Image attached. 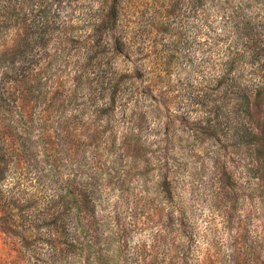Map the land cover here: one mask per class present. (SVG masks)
Masks as SVG:
<instances>
[{"label": "rangeland", "instance_id": "obj_1", "mask_svg": "<svg viewBox=\"0 0 264 264\" xmlns=\"http://www.w3.org/2000/svg\"><path fill=\"white\" fill-rule=\"evenodd\" d=\"M238 3L52 6L53 113L28 155L13 142L20 161L0 180V264H264V43L250 46L260 66H246L242 42L230 43ZM48 138L66 150L36 152ZM85 174L95 187L79 223L94 244L88 263L66 245L67 189L79 194Z\"/></svg>", "mask_w": 264, "mask_h": 264}, {"label": "trees", "instance_id": "obj_2", "mask_svg": "<svg viewBox=\"0 0 264 264\" xmlns=\"http://www.w3.org/2000/svg\"><path fill=\"white\" fill-rule=\"evenodd\" d=\"M60 2L61 0L50 2L49 0H0V180L8 171V166H11L9 164L15 161L18 164L20 161L19 151L13 147V142L19 144L21 158V155H28V152L33 150L31 137L36 126L42 130V136L48 132L53 113L47 99L48 75L52 63L46 62L44 56L47 53L48 42L57 30L55 27L57 20L51 9ZM250 9H253L252 13L248 12ZM236 10L242 11H239L237 20L232 15L237 13ZM236 10L231 11L230 15V32L233 37L236 34L234 42L229 36L230 43L237 45L236 42L241 41L242 62L248 67L258 68L260 65L255 60L257 55L252 52L250 46L261 40L264 43V0H239ZM252 15L256 16L252 17ZM115 19V5L112 4L107 20L109 24H113ZM72 40L70 39V42ZM116 50L119 52V47H116ZM233 67L234 63L228 64V70H233ZM261 67L264 68V64H261ZM246 88L251 86L248 85ZM252 88L254 99L259 103L263 85L256 84ZM244 97L246 100L249 97L246 90ZM37 102L42 107L39 115L35 116ZM38 137L41 138L40 134ZM257 139L255 135V140ZM254 144L258 158H263L259 144L256 141ZM63 147L64 145L56 144L48 138L42 150L36 152L50 158V154L55 157L58 153L54 154V152ZM85 176L79 194L76 195L75 189L71 187L67 189L69 199L66 208L70 211L68 226L71 230L66 245L71 255H74L72 253L81 255L85 252L88 263V258L96 255L92 253L94 244L82 238L81 232L86 225L79 223L91 212L90 206L95 187L92 184L93 176L86 174ZM163 182L164 192L170 196L171 183ZM95 258L102 259L100 254Z\"/></svg>", "mask_w": 264, "mask_h": 264}]
</instances>
